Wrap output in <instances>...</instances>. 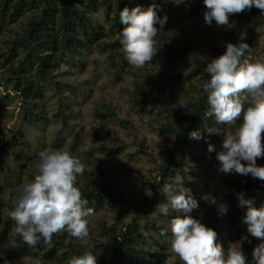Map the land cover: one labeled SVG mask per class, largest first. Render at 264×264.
<instances>
[{"label":"trees","instance_id":"1","mask_svg":"<svg viewBox=\"0 0 264 264\" xmlns=\"http://www.w3.org/2000/svg\"><path fill=\"white\" fill-rule=\"evenodd\" d=\"M151 0H0V25L12 26L10 37L3 43L0 50V87L6 94L0 93V107L9 100L16 99L19 103V117L23 123L38 125L46 119L41 102L45 91L51 83L54 74L60 65L79 55L81 50L95 49L108 55H121L120 46L105 41L119 36L124 27L119 20V12L127 7L143 6ZM207 9L203 2L197 3L192 8V14L201 16ZM100 13L108 26L104 32L94 15ZM239 25L237 34H227L226 43H247L250 47L254 41V34L264 24V15L259 9L252 8L241 14L234 15ZM12 29V28H10ZM245 34L243 41L240 37ZM226 45V44H225ZM211 59L216 58L225 51L224 47L210 44ZM187 53L176 51H157L155 57L170 69L180 66ZM191 71L189 74L177 73L170 77L160 78L149 72L143 75V80L135 86V93L130 100L132 107L142 115L154 112L163 117V124L159 131L169 139L170 147L165 152V162L161 167V179L151 190L160 191L164 184L175 175L176 159L182 161L188 153L190 157L197 155L198 160L204 164L203 172L208 174L215 168L216 152L220 151L223 133L226 126L217 125L214 117L205 118L204 112L208 110L207 95L200 86L195 98H190L188 91L184 90L183 98L188 101L186 110L183 108L170 109V105L177 100L174 93L167 91L171 82L183 83L190 77L199 80L207 79L204 72L206 62L196 54H189ZM166 67V66H165ZM11 93L14 95L11 96ZM66 112L59 109L55 115L66 125ZM96 116L114 117L111 110L97 112ZM219 128V134L210 133L211 129ZM199 131L202 139H192L189 134ZM19 136L13 135L10 140L0 148L1 156H11L17 160H28L26 156L27 142L21 132ZM107 138V137H106ZM14 140L18 142H14ZM110 147L102 146L103 151L118 153L122 149L121 139L113 134L109 138ZM262 146H264V133H262ZM208 144L214 146V151H208ZM113 155V154H112ZM244 163V162H242ZM257 166H264V156L256 160ZM30 171V170H29ZM30 180L34 178V171L27 173ZM82 186L76 184L87 199L88 206L94 209V214L101 210L122 208L127 204L123 194L112 184L99 186L94 183L89 175L80 176ZM229 188L237 193L253 192L257 194L254 206L259 208L264 205V180L253 178L250 175H239L232 180H226ZM151 196H146L137 206L133 217L119 227L101 226L98 232L106 238V242L96 245L95 250L88 249L97 256V264H167L165 246L170 237V221L175 216L171 210L165 216L157 209L158 219L153 220L143 215ZM228 211L220 216L216 212L215 218L203 222L206 227L217 233V242L226 248V241L230 237L241 242V250L246 256V264H255L252 256L253 245L259 240L247 232V226L242 223V217L236 213L237 198L228 202ZM13 205H6L8 212ZM6 215L0 216V239L7 237L15 229V222ZM143 220L144 222H141ZM164 233V234H162ZM246 236V240H241ZM72 237L66 233L54 234L50 245L44 244L43 239L36 247H29L22 238L16 234V246L4 252L9 258H21L32 255L41 259V264H51L69 260L73 256L82 255L85 251L73 242ZM68 239L70 243L65 245ZM97 249V250H96ZM172 264H183L180 259Z\"/></svg>","mask_w":264,"mask_h":264},{"label":"rangeland","instance_id":"2","mask_svg":"<svg viewBox=\"0 0 264 264\" xmlns=\"http://www.w3.org/2000/svg\"><path fill=\"white\" fill-rule=\"evenodd\" d=\"M153 2L159 5L157 14L168 17L162 33L155 38L156 47L163 52L178 50L187 53V58L180 61L182 64L179 67L170 69L158 57H154L153 61L144 68H134L126 59L119 43V36H115L105 41L119 45L120 56L110 57L109 53H101L89 48L81 50L79 55L60 65L41 102L46 116L43 123L38 125L23 123L19 117V103L16 99L9 100L0 107V148L13 135L18 137V132L23 134L29 146L26 149L28 160L15 161L11 156L0 155V216L7 214L6 205L14 206L18 190L24 183L30 181L27 173L34 171L33 165L37 153L45 149L68 151L85 165L83 174L89 175L99 186L112 184L127 201V204L119 210H101L87 218L90 238L85 240L71 238L82 251L95 250L96 245L106 242V238L98 232L101 226L119 227L127 223L133 217L137 206L147 196L145 188L151 189L161 179L165 152L170 147L169 139L159 131L164 120L155 112L142 115L132 107L130 100L135 93V86L143 80V75L147 72L168 80L177 73L189 74L192 70L189 54H196L205 62L210 61V44L224 47L227 34H237L239 25L234 15L229 16V23H234L231 28L217 26L215 21L211 26L207 25L203 14L195 16L191 13L192 8L203 0H151L150 3ZM150 3L141 7L147 8ZM94 18L106 32L108 26L104 17L98 12ZM156 27L159 28V25ZM14 28L15 25L11 27L0 25V50L10 37V30ZM251 49L250 53H246V58L252 62L264 61V24L262 28L256 30ZM1 61L3 59H0V64ZM201 85L202 81L192 76L183 83L170 81L167 91H172L174 99L177 100L184 99L183 92L186 90L193 99ZM0 93L6 94L1 87ZM13 95L11 93V96ZM60 108L67 114L65 126L61 119L55 117ZM108 110L114 113V117L96 116L97 112ZM113 134L117 135L122 141L121 145L123 144L120 152L116 154L102 149V146L110 147L109 138ZM14 142L18 141L14 140ZM193 155L192 158L188 153L182 161L175 160L176 166L173 170L183 174L172 176L169 183L177 176H183L184 186L191 190L193 197L199 203V208L193 210L191 215L201 223L207 220L212 222L211 218H215L217 209L205 203L201 199L202 194L212 192L214 196L228 204L230 200L237 198V192L229 188L226 180H232L240 174L219 172L218 161L217 166L206 174L203 172L204 164L198 160L197 155L194 153ZM80 176L77 177V184L82 186ZM151 191L152 197L144 208L143 215L156 220L159 208L157 205L166 203L167 197L161 190ZM244 195L246 199L253 198V201L257 197L253 192H246ZM245 211L246 209L238 205L237 200L238 218L243 217ZM173 214L176 215L172 212ZM15 240V229L7 237L0 239V264L42 263L39 257L32 255L21 258L5 256L4 252L16 246ZM235 242L237 240L229 236L226 245ZM261 243H264V240H259L253 248ZM165 254L167 264L179 259L171 252L169 246H165ZM67 261L51 264H67Z\"/></svg>","mask_w":264,"mask_h":264},{"label":"clouds","instance_id":"3","mask_svg":"<svg viewBox=\"0 0 264 264\" xmlns=\"http://www.w3.org/2000/svg\"><path fill=\"white\" fill-rule=\"evenodd\" d=\"M207 9L204 21L211 26L231 28L229 16L241 14L253 7L264 15V0H203ZM159 5L150 3L147 8L125 7L119 12L120 23L124 25L119 33V43L129 65L142 69L153 61L157 54L156 37L162 33L167 15L157 14ZM159 25V28L156 27ZM245 34L240 37L243 41ZM251 47L244 42L226 43L223 54L206 62L204 72L207 79L202 82L207 95L208 110L204 117H214L217 125L226 126L223 133L222 150L216 152L219 172L224 174L250 175L264 180V166H257L256 160L264 156L262 133H264V61L252 62L246 58ZM184 110L188 107L186 98L177 99L169 106ZM219 128L210 133L219 134ZM192 139H202L199 131L189 134ZM208 151L214 146L208 144ZM242 161L244 163H242ZM34 178L24 183L17 192L15 204L8 216L15 222V232L29 247H36L43 239L50 245L54 234L67 233L68 236L85 240L90 238L88 217L94 209L88 206L76 186L77 177L85 171V165L68 151L45 149L37 153L33 165ZM145 195L151 196L150 188ZM167 202L157 205L167 216L176 213L170 221L168 245L183 264H246V256L241 250V242L230 243L227 248L217 242V233L206 227L191 213L199 208L191 190L184 186L183 176L161 188ZM238 205L246 209L242 223L247 232L264 240V205L257 208L253 198H245L244 193H236ZM201 199L215 206L223 216L228 211L227 202L218 199L212 192L202 194ZM164 234V233H162ZM244 236L241 240H246ZM65 245L70 240L64 241ZM255 264H264V243L252 252ZM67 264H97V256L91 251L73 256Z\"/></svg>","mask_w":264,"mask_h":264}]
</instances>
